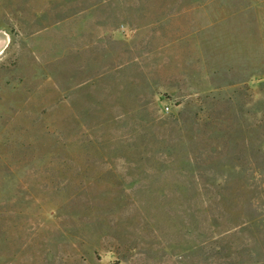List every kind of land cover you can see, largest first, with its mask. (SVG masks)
<instances>
[{"label": "rangeland", "instance_id": "obj_1", "mask_svg": "<svg viewBox=\"0 0 264 264\" xmlns=\"http://www.w3.org/2000/svg\"><path fill=\"white\" fill-rule=\"evenodd\" d=\"M0 264H264V0H0Z\"/></svg>", "mask_w": 264, "mask_h": 264}, {"label": "built area", "instance_id": "obj_2", "mask_svg": "<svg viewBox=\"0 0 264 264\" xmlns=\"http://www.w3.org/2000/svg\"><path fill=\"white\" fill-rule=\"evenodd\" d=\"M167 112H169V110H170V108L169 107H166V109H165Z\"/></svg>", "mask_w": 264, "mask_h": 264}]
</instances>
